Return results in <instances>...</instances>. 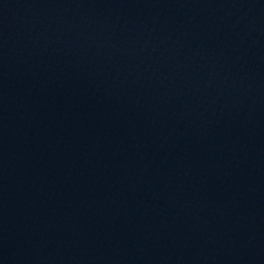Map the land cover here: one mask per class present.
Instances as JSON below:
<instances>
[{"label": "water", "instance_id": "95a60500", "mask_svg": "<svg viewBox=\"0 0 264 264\" xmlns=\"http://www.w3.org/2000/svg\"><path fill=\"white\" fill-rule=\"evenodd\" d=\"M0 264H264V0H0Z\"/></svg>", "mask_w": 264, "mask_h": 264}]
</instances>
